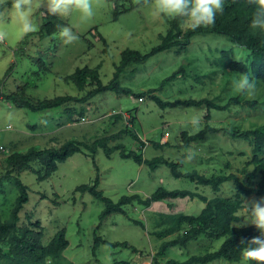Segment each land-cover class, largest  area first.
Wrapping results in <instances>:
<instances>
[{"label": "rangeland", "instance_id": "374dc122", "mask_svg": "<svg viewBox=\"0 0 264 264\" xmlns=\"http://www.w3.org/2000/svg\"><path fill=\"white\" fill-rule=\"evenodd\" d=\"M8 0H0L4 3ZM154 0H125L119 2L123 11L114 18L116 6L113 0H92L94 17L87 21L73 9L69 14H55L72 29L77 37L65 43L59 32L42 38L40 28L44 23L45 9L51 0H24L25 10L36 23L34 31L28 32L27 42L20 49L19 43L28 33L19 27V17L13 6L6 7L0 18V80L6 93L20 92L28 85L26 93L35 99H48L60 95L83 97L85 90H79L68 78L78 67H99L100 79L107 84L113 78L121 52L126 48L149 52L160 42V35L168 30L164 16L154 15L150 5ZM182 23V29L186 30ZM99 33L104 37L102 40ZM230 50L231 56L245 61L249 51L232 42L227 36L216 33L197 34L183 50L168 49L151 55L144 63H133L119 78L122 86L132 89L134 94H117L114 91L98 93L87 102H68L62 106L42 111L19 107L8 100H0V174L9 166L6 157L13 152H24L32 146L47 148L59 146L70 139L86 142L111 135L124 128L129 118L135 116L133 128L142 144L127 134L117 142L125 145L126 151L143 154L145 159L163 155L177 161L182 160L183 172L198 170L212 176L234 172L243 180L246 174L242 168L252 156V149L244 139H234L223 132L211 133L203 142L181 148V133H195L206 125L205 106L178 105L162 108L149 95L142 99L141 92L156 90L153 94L163 100L215 99L224 104L238 95L234 85L242 73L224 69L217 64L221 51ZM180 74L165 85L163 82L174 72ZM255 88L245 92L244 97L257 100L258 105L233 106L228 110L211 109L210 124L230 129L245 130L264 124V83L256 79ZM70 110V111H68ZM67 111V112H66ZM70 112V114H68ZM78 112H83L78 113ZM121 118L115 119L114 115ZM196 119V123H193ZM168 143L157 147L152 142ZM111 142V145L117 143ZM100 172L99 189L114 201L122 195L139 193L150 196L157 188L189 189L209 198L231 196L235 190L232 181L225 182L221 191L214 192L210 186L197 185L184 177H174L166 165L151 170L139 165L133 158H124L120 151L110 157L103 149L96 153ZM39 161H33L19 172L18 177L28 186L29 199L20 211L19 225L39 222L43 227V244H48L58 230L64 229L69 241L60 257L47 264H153V255L163 240L153 231L163 226L161 221L170 213L198 215L205 203L199 199H175L155 202L149 207L139 204L125 206L127 215L113 213L100 220L104 203L89 191H75L77 186L91 183L96 176L92 160L83 153H75L48 178L39 179ZM253 166H249L251 171ZM0 192V214L3 219L10 216L19 194L14 179L7 180ZM264 199L256 195L243 196V200ZM237 225L250 224L247 215L239 212ZM132 219L142 221L145 227ZM98 230L96 227L100 224ZM160 225V226H159ZM97 231V233H95ZM95 234L116 242L127 241L142 250L137 253L128 247H115L100 243L94 252ZM224 238L208 239L201 236L188 243L186 248L170 247L164 259L184 261L193 254L216 250ZM164 263V262H163ZM206 264H244L218 259ZM248 264V262H247Z\"/></svg>", "mask_w": 264, "mask_h": 264}, {"label": "trees", "instance_id": "16d2710c", "mask_svg": "<svg viewBox=\"0 0 264 264\" xmlns=\"http://www.w3.org/2000/svg\"><path fill=\"white\" fill-rule=\"evenodd\" d=\"M125 0H113L116 6L114 18L118 19L123 11H128L136 4H131L129 8L124 10L119 9V2ZM14 5V0H8L0 3V13L6 7ZM258 5V0H224V9L216 17L215 23L211 26H201L195 30L182 29L183 18L180 17H165L168 22V30L165 34L160 35V42L152 47L149 52H142L137 49L126 48L121 52V59L116 65L113 78L107 84H103L100 79L99 67H78L69 79L76 85L79 90H85L90 87L87 94L83 97H76L71 95H60L48 99H35L29 97L26 93L28 85L23 86L20 92L6 93L2 90L3 80H0V100H8L19 107H24L33 111H42L49 108L62 106L68 102H87L98 93L105 91H114L117 94H134L132 89L122 86L119 78L133 63H144L151 55L168 49H185L191 42L194 35L216 33L227 36L232 42L244 47L249 51L245 61H239L231 56L230 50L221 51L217 64L226 70L248 74L252 81L256 79L264 83V30L253 29L251 27L252 14ZM44 23L40 28V36L42 38L51 36L57 33L65 26L66 22L60 19L55 14L51 13L49 9H45ZM1 18V17H0ZM20 41L19 48L27 42V37ZM102 40L104 37L99 33ZM182 69L174 72L170 77L164 80L163 85L168 81L175 79ZM156 90H150L139 93L141 99L145 95H149L162 108L173 107L178 105L185 106H205L206 114L204 118L206 125L195 133L182 131L181 143L179 147H189L193 143L203 142L208 135L216 132H223L234 139L246 140L252 149V156L246 162V165L241 169L246 174V179L243 180L238 174L221 173L212 176L200 173L194 169L192 171L183 172L180 167L182 160L177 161L167 158L163 155L153 157L152 159H145L143 154L134 151H126L123 143L117 142L123 138L124 135H131L137 139L142 146L143 142L136 130L133 128L135 116H131L127 125L111 135L103 136L91 142H86L79 139H70L59 146H51L47 148H40L32 146L26 151H16L10 153L6 157V162L9 168L0 174V192L2 185L7 180L14 179V183L18 188L19 194L15 204L11 210L10 216L3 219L0 214V264H47L51 259L61 256L63 251L69 244L65 235V230H58L52 237L48 244H43V227L39 222H30L28 225L21 227L19 225L20 211L29 199L28 186L18 177V173L26 169L31 162L39 161L40 170L38 171L39 179L50 177L58 168L59 163L67 160L68 157L75 153H83L92 160L94 168L96 169V176L91 183H86L77 186L75 191L86 192L89 191L93 196L101 200L105 207L99 216L102 221L107 216L113 213H122L127 215L125 206L131 204H139L141 206L149 207L155 202H162L165 200L175 199H195L199 198L205 206L198 215L184 214L178 212L176 214L170 213L166 218H163V226L153 231V235L163 240L159 245L157 251L153 255V264H206L214 260L224 259L231 262H240L241 249L253 237L259 236L260 233L252 224L237 227L240 222V201L243 196L256 195L264 198V124L255 128L245 130L223 128L220 126H213L210 124L211 109L228 110L233 106L246 104L251 107L258 105L257 100H249L244 97L245 92H240L238 95L231 97L226 103L220 104L215 99H185V100H163L158 95L153 94ZM70 111V110H68ZM67 112V111H66ZM82 113L83 112H78ZM70 114V112H68ZM71 115V114H70ZM115 119L121 118L120 114L114 115ZM117 142L111 145V142ZM157 147L169 145L168 143L152 142ZM99 149H103L107 156H111L115 151L119 150L120 155L124 158H133L139 165H147L151 170H156L162 165L170 168L174 177L188 178L197 185L210 186L214 192H219L225 182L232 181L235 190L231 196H215L212 198L206 195L189 189H167L165 187L157 188L150 196L143 197L139 193L131 195H122L117 201L106 196L102 190L99 189L100 184V170L96 160V153ZM253 166L251 171L249 166ZM133 222L145 227L142 221L132 219ZM100 224L96 227L99 229ZM160 226V225H159ZM97 233V231L95 232ZM205 236L208 239L224 238L222 244L218 249L207 251L205 253L193 254L184 261L176 259H164L167 250L172 246H180L186 248L188 243ZM94 252L100 243H107L109 245L118 247H128L137 253L142 250L136 246L131 245L127 241L111 242L103 239L101 236L95 234ZM164 262V263H163ZM120 264H131L129 261L117 262ZM248 264H264L259 261H248Z\"/></svg>", "mask_w": 264, "mask_h": 264}, {"label": "clouds", "instance_id": "9594fccd", "mask_svg": "<svg viewBox=\"0 0 264 264\" xmlns=\"http://www.w3.org/2000/svg\"><path fill=\"white\" fill-rule=\"evenodd\" d=\"M13 7L19 17L20 30L24 33L34 31L37 25L30 18L29 11L25 10L24 0H14ZM150 8L157 16L183 18V26L195 30L215 23L217 15L223 12L224 0H154ZM73 9L79 12L82 21H87L95 15L92 0H51L49 7L51 13L63 15L69 14ZM2 16L3 14L0 13V17ZM251 27L264 30V0H258V5L252 14ZM59 35L65 43L77 38L68 26L62 27ZM234 85L240 92H250L255 88L248 74L241 75ZM193 123H196V119H193ZM240 206L242 214L247 215L250 224L260 233L241 249L242 261L244 264L248 261L264 262V199L255 201L241 199Z\"/></svg>", "mask_w": 264, "mask_h": 264}, {"label": "built area", "instance_id": "2783aa9c", "mask_svg": "<svg viewBox=\"0 0 264 264\" xmlns=\"http://www.w3.org/2000/svg\"><path fill=\"white\" fill-rule=\"evenodd\" d=\"M4 36L3 35H0V42H4Z\"/></svg>", "mask_w": 264, "mask_h": 264}]
</instances>
